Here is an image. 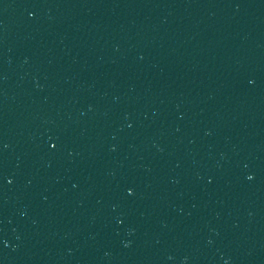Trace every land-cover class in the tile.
<instances>
[{"label":"water","instance_id":"obj_1","mask_svg":"<svg viewBox=\"0 0 264 264\" xmlns=\"http://www.w3.org/2000/svg\"><path fill=\"white\" fill-rule=\"evenodd\" d=\"M239 0H0V195L130 114Z\"/></svg>","mask_w":264,"mask_h":264}]
</instances>
